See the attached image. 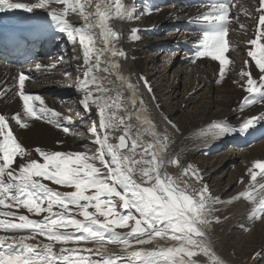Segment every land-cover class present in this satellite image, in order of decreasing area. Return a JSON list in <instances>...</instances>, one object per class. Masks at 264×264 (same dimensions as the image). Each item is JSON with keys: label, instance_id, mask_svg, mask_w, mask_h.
<instances>
[{"label": "snow or ice", "instance_id": "snow-or-ice-1", "mask_svg": "<svg viewBox=\"0 0 264 264\" xmlns=\"http://www.w3.org/2000/svg\"><path fill=\"white\" fill-rule=\"evenodd\" d=\"M238 5L239 11L233 13ZM201 8L189 19L199 33L193 62L203 58L218 62L217 84L233 70L234 61L228 55L236 47L230 39V33L236 31L233 24L246 33L249 26L240 22L239 15L243 13L253 20L254 30L246 41L248 59L239 70V81L233 83L246 93L241 108L264 104V0H255L254 12L243 7L240 0H206ZM6 9L28 13L45 9L56 29L79 44L80 104L88 113L95 108L99 123L93 121L87 130L93 137L90 143L95 145L94 151L35 147L30 152L11 122L25 129L29 121L52 123L55 119L56 127L64 133H80L67 126L73 122L71 115L63 116L67 123H61V113L48 107L40 95L26 90L29 74L20 72L14 85L0 87V97L15 89L22 104V112L10 116L0 113V264H201V256L208 257L210 264H225L215 253L209 236L213 220H220L213 216L217 210L214 206L225 201L213 196L207 185L195 187L180 179L191 176L202 183L196 166H185L178 156L166 157L171 138L156 131L150 118L140 121L148 127L131 123L135 108L125 107L123 93L116 90L115 84L121 82L133 90L136 85L120 75L114 81L109 79L111 69L120 66L115 58L126 57L118 47L121 34L113 21L139 20L151 9L136 14L135 6L126 5L124 0H0V12ZM72 15L79 19L70 20ZM139 31L130 29L135 39H139ZM98 39L107 42L105 47L98 46ZM109 54L112 59H102ZM55 66L35 65L37 70ZM140 80L150 92L146 78L140 76ZM143 103L141 98V108L146 110ZM261 122L264 113L249 116L238 128L225 123L214 127L219 134L247 133ZM168 124L179 131L173 122ZM117 132L120 134L114 135ZM170 165L180 170L179 176L169 174ZM247 172L250 183L228 202L244 198L251 204L247 219L259 221L264 219V160L254 161ZM43 181L71 190L58 191ZM240 227L249 231L243 224ZM157 240L172 243L143 247ZM108 245L118 246L123 254L111 251Z\"/></svg>", "mask_w": 264, "mask_h": 264}, {"label": "bare ground", "instance_id": "bare-ground-1", "mask_svg": "<svg viewBox=\"0 0 264 264\" xmlns=\"http://www.w3.org/2000/svg\"><path fill=\"white\" fill-rule=\"evenodd\" d=\"M27 2V0H20ZM35 2V0H32ZM126 5L132 6L139 12L151 9L150 14L145 13L139 20L113 21L114 28L121 34L118 47L126 53V57L115 58L120 66L111 69L110 80L117 75L127 77L128 81L136 85L135 90L128 88L121 82L115 84L117 91L123 93L126 101L125 107L135 108L131 123L140 125L146 117L150 118L156 126L155 130L168 134L171 143L165 153L167 158L178 156L181 162L196 166L202 175V183L187 180L195 187L207 185L213 196H218L225 203L217 204L213 216H219V222L213 220L209 236L215 253L221 257L225 264H259L264 256V219L259 221L248 220L251 204L244 198L228 201L250 183V174L247 169L256 160H264V122L258 124L247 133L233 131L230 134H219L215 124L225 123L229 127L238 128L244 119L249 116L264 113V104L248 105L241 108V101L246 93L239 87V70L247 58L246 41L253 33V20L243 13L239 15L241 23L249 27L246 33L239 30L238 24H233L236 31L230 33V39L236 45L228 55L234 61L233 70L230 71L220 84L218 78V62L210 58L196 59L193 54L185 51L186 44L197 43V35L186 32L181 27L183 19L196 13V8L188 5L186 0H124ZM243 7L254 12L255 0H240ZM240 5L233 13L238 12ZM195 11V12H194ZM78 16H70V20H78ZM0 20L5 22L11 30L21 33L34 32L40 35L53 36L52 49L48 54H36L31 64L19 69L0 61V87L14 85L15 78L20 72L31 76L26 82V90L38 94L46 105L61 113L62 117L71 115L72 123L67 124L72 132L80 135L64 133L56 127L57 121L52 123L43 120L29 121V127L21 129L15 122H11L15 134L31 152L35 147L59 151L95 150L90 143L93 137L88 128L98 117L93 108L91 113L85 112L80 104L83 93L79 90V79L82 77V55L78 43L72 42L65 34L60 33L53 21L48 17L45 9H34L28 13L24 10H5L0 12ZM137 28L139 39H135L130 29ZM99 31V30H97ZM106 45V44H105ZM102 40L98 39V46L103 48ZM182 46V48H181ZM163 56V57H162ZM171 58L174 61H171ZM112 59L110 54L102 58ZM165 59H167L165 61ZM169 60V61H168ZM36 63L42 65H56L54 68L36 69ZM94 63V57H93ZM17 70V71H16ZM253 75L258 79L254 65H251ZM98 76L104 75L97 73ZM143 76L151 86V91L140 80ZM70 78V79H69ZM107 84V81H105ZM156 84V86L152 84ZM112 87L113 85H108ZM114 96L115 93H112ZM143 99L142 110L140 99ZM135 101V105H133ZM71 109V112L68 111ZM22 112V104L15 89L0 97V113L11 115ZM121 115L124 113L121 112ZM139 117V121L135 119ZM166 118V119H165ZM168 121L177 125L179 131L171 128ZM120 133H114L119 135ZM151 140V137H144ZM57 141H61L58 145ZM249 145L242 146V143ZM115 142V141H113ZM240 142L237 152L233 150L235 143ZM242 146V147H241ZM34 158L39 159L38 156ZM241 162L234 166V162ZM169 174L179 176L180 170L170 165ZM191 176H189L190 178ZM243 184L236 185L238 179ZM181 180L183 177H180ZM260 180V177H257ZM32 218L39 219L33 216ZM249 229L245 232L240 225ZM253 230V231H252ZM124 231V230H123ZM172 242L157 240L143 247L152 248L156 244L168 246ZM87 247H95L93 244ZM56 247H59L57 245ZM111 251L123 254L118 246L108 245ZM201 264H210L208 257H200Z\"/></svg>", "mask_w": 264, "mask_h": 264}, {"label": "rangeland", "instance_id": "rangeland-1", "mask_svg": "<svg viewBox=\"0 0 264 264\" xmlns=\"http://www.w3.org/2000/svg\"><path fill=\"white\" fill-rule=\"evenodd\" d=\"M163 57V56H162ZM167 59H165V61H166ZM169 61V60H168ZM171 61L173 62L174 61V59H172L171 58ZM70 79V78H69ZM152 85H154V86H156V84L154 83V84H152ZM236 147V148H235ZM233 150L234 151H236L237 150V145H234L233 146ZM237 152V151H236ZM42 162V161H41ZM241 162V160L240 159H237L234 163V166H237L239 163ZM188 164V163H187ZM186 164V165H187ZM183 179H186V180H193L191 177L189 178V177H183ZM194 181V180H193ZM44 183H46V184H48L50 187H52V188H54V189H56V190H58V191H69V190H71V189H68V188H66V187H62V186H58V185H55V184H52L50 181H43ZM240 184H243V179H238L237 180V182H236V185H240ZM247 184H243V186L245 187ZM90 211H92V209H90ZM100 219L102 220L103 219V217H100ZM124 230V232H126V231H128V229H117V231H123ZM253 231V230H252ZM248 232V231H247ZM262 258H264V256L262 257ZM259 260H261L260 262H258L259 264H264V259L262 260L261 258H259Z\"/></svg>", "mask_w": 264, "mask_h": 264}]
</instances>
